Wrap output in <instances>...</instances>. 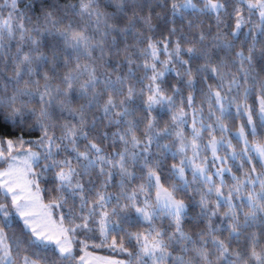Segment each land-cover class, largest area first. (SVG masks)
<instances>
[{
    "label": "snow or ice",
    "instance_id": "obj_1",
    "mask_svg": "<svg viewBox=\"0 0 264 264\" xmlns=\"http://www.w3.org/2000/svg\"><path fill=\"white\" fill-rule=\"evenodd\" d=\"M0 264H264V0H0Z\"/></svg>",
    "mask_w": 264,
    "mask_h": 264
},
{
    "label": "trees",
    "instance_id": "obj_2",
    "mask_svg": "<svg viewBox=\"0 0 264 264\" xmlns=\"http://www.w3.org/2000/svg\"><path fill=\"white\" fill-rule=\"evenodd\" d=\"M100 255H111L110 252H107V251H102L99 253ZM120 258H124V257H120Z\"/></svg>",
    "mask_w": 264,
    "mask_h": 264
}]
</instances>
